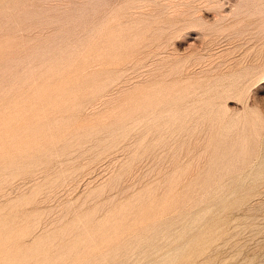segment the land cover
<instances>
[{
    "label": "rangeland",
    "instance_id": "1",
    "mask_svg": "<svg viewBox=\"0 0 264 264\" xmlns=\"http://www.w3.org/2000/svg\"><path fill=\"white\" fill-rule=\"evenodd\" d=\"M0 264H264V0H0Z\"/></svg>",
    "mask_w": 264,
    "mask_h": 264
},
{
    "label": "bare ground",
    "instance_id": "2",
    "mask_svg": "<svg viewBox=\"0 0 264 264\" xmlns=\"http://www.w3.org/2000/svg\"><path fill=\"white\" fill-rule=\"evenodd\" d=\"M38 35V34H37ZM146 243V242H145Z\"/></svg>",
    "mask_w": 264,
    "mask_h": 264
}]
</instances>
